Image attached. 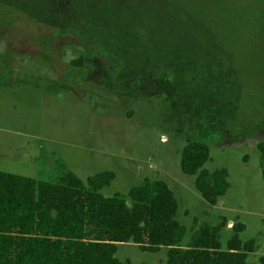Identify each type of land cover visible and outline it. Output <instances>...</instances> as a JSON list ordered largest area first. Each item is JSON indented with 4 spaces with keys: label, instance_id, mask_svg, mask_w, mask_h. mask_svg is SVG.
<instances>
[{
    "label": "rangeland",
    "instance_id": "1",
    "mask_svg": "<svg viewBox=\"0 0 264 264\" xmlns=\"http://www.w3.org/2000/svg\"><path fill=\"white\" fill-rule=\"evenodd\" d=\"M83 59L82 67L73 62ZM209 145L204 169H226L216 206L181 171V151ZM264 0H0V173L36 192L68 172L115 180L104 197L146 179L173 193L187 246L219 226L264 256ZM167 250L119 246L132 264Z\"/></svg>",
    "mask_w": 264,
    "mask_h": 264
},
{
    "label": "trees",
    "instance_id": "2",
    "mask_svg": "<svg viewBox=\"0 0 264 264\" xmlns=\"http://www.w3.org/2000/svg\"><path fill=\"white\" fill-rule=\"evenodd\" d=\"M82 67L83 59L73 62ZM264 181V141L258 144ZM209 145L192 141L181 151V171L195 177L201 197L216 206L230 186L226 169H204ZM100 172L83 182L68 172L54 184L0 173V264H132L117 257L119 246L144 253L167 250V264H254L255 240L243 243L237 232L222 249L219 226L204 225L183 246L187 229L177 220L178 203L164 181L146 179L127 196L104 197L115 180ZM256 264H264V256Z\"/></svg>",
    "mask_w": 264,
    "mask_h": 264
}]
</instances>
